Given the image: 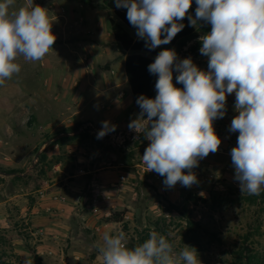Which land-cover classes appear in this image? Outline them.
Returning a JSON list of instances; mask_svg holds the SVG:
<instances>
[{"label":"clouds","instance_id":"1","mask_svg":"<svg viewBox=\"0 0 264 264\" xmlns=\"http://www.w3.org/2000/svg\"><path fill=\"white\" fill-rule=\"evenodd\" d=\"M15 2L0 0V86L20 73L18 58L41 61L56 40L46 8L26 0L13 9ZM115 4L127 9L129 23L150 50L170 43L185 27L180 21L186 16L190 26L200 21L211 25V31L199 37L200 53L209 58L207 71L190 57L177 62L172 49L160 51L148 65L149 73L158 76L157 95L138 97L141 111L128 125L150 141L142 157L148 171L165 177L163 183L169 188L177 182L184 187L198 183L191 170L219 150L221 139L213 121L225 116L227 96L234 93L238 114L229 127L239 134L230 152L234 179L242 194L260 195L264 189V0H196L195 17L188 14L192 0H115ZM173 68L182 89L173 84ZM102 123L97 139L116 130L108 121ZM127 244L124 231L105 232L98 246L103 264H201L194 247L184 245L177 253L156 231L134 248Z\"/></svg>","mask_w":264,"mask_h":264},{"label":"rangeland","instance_id":"2","mask_svg":"<svg viewBox=\"0 0 264 264\" xmlns=\"http://www.w3.org/2000/svg\"><path fill=\"white\" fill-rule=\"evenodd\" d=\"M25 2L16 0L13 9H18ZM33 3L49 11L56 40L53 50L50 49L41 61L29 62L23 57L18 58L21 71L13 75L11 81L24 80V83L28 81L31 84L35 82V76L39 80L34 85L40 87L45 78H50L49 72L57 73L55 70L62 66L63 61V42L67 39L62 30L65 27L68 32L71 24L75 36L81 41L113 50L116 56L114 63L123 58L125 52L115 41H110L108 25L113 15L109 17L111 12L104 8L103 0H33ZM82 13H96L98 23H101L96 26V32L86 29V20L80 18ZM65 16L70 17L69 24H66ZM198 32L200 36L205 34L201 28ZM159 49L178 52L177 47L169 45H161ZM182 50H179V58ZM190 53L193 63L207 71L209 58L200 50H191ZM178 74L173 68V84L182 89L183 85L176 82ZM234 105L235 94L234 97L228 95L225 116L213 121L214 129L218 130L216 134L221 139L219 150L200 159L198 166L191 170L198 180L191 187L177 182L169 188L163 183L165 177L148 171L142 157L150 141L143 133H136L128 127L107 133L126 134L122 146L116 145L108 136L97 139L96 134H91L94 139L90 140L98 149L105 150L111 163L122 158L129 166L122 172L126 178L125 187L118 200L114 201L116 207L111 209V214L124 212L123 221L111 222L107 226L106 219L111 215L101 219L90 215L80 217L74 211L63 213L56 207L50 212L49 223L44 216L47 213L40 201V192L36 191L44 185L48 173L54 174V164L47 168L40 162V156L35 158V152L34 157L20 167L1 163L0 171L16 170L17 173H0V264H25L26 260L31 264H103L98 251L103 234L121 230L127 235L129 248L143 243L150 232L156 231L172 243L177 253L184 245L194 247L201 264H264V189L258 196L242 194L239 182L234 179L230 152L237 145L239 135L229 131L232 119L238 114ZM140 111L129 106L126 111L129 122L136 119ZM35 133L37 137L34 140L38 138L43 143L57 131L45 130L39 125ZM188 171L185 169L184 173ZM17 174L26 175L10 177ZM38 217L44 223L37 221ZM190 221L199 225H193L191 229ZM97 227H102V230L98 231Z\"/></svg>","mask_w":264,"mask_h":264},{"label":"crops","instance_id":"3","mask_svg":"<svg viewBox=\"0 0 264 264\" xmlns=\"http://www.w3.org/2000/svg\"><path fill=\"white\" fill-rule=\"evenodd\" d=\"M65 18L68 20L70 17ZM80 18L86 20V29L90 32H96V26L101 25L96 13H82ZM71 25L68 32L65 27L62 30V35L68 39L61 49L62 66L56 68L57 73L49 72L50 78H45L42 86L34 85L39 80L35 76V82L31 84L9 79L0 86V164L20 167L34 157V152L36 155L41 152L40 156L45 153L49 161L55 160L54 174L48 173L44 185L36 191L40 192L39 198L47 213L44 216L48 220L55 207L63 213L74 211L80 217H108L125 187V182L120 183V177L125 176L123 169L129 167L122 158L111 163L105 150L98 149L92 140L52 146L60 138L76 136L65 135L76 131L61 133L58 136L62 137L50 144L48 142L58 136L43 143L38 138L34 140L39 125L45 130L58 132L83 123L78 131L90 127L91 134L98 135L104 121L115 125L116 130L127 129L130 123L126 111L134 104L125 73V58L129 53L114 63L116 56L113 50L81 41ZM196 28L198 30L199 26ZM108 29L110 41H115L110 25ZM136 39L140 37L136 35ZM229 96L234 97V94ZM41 220L44 223L43 219L37 218V221ZM109 223L105 222V225ZM96 229L101 231L102 227Z\"/></svg>","mask_w":264,"mask_h":264},{"label":"trees","instance_id":"4","mask_svg":"<svg viewBox=\"0 0 264 264\" xmlns=\"http://www.w3.org/2000/svg\"><path fill=\"white\" fill-rule=\"evenodd\" d=\"M103 6L105 9L111 11L113 17L110 18V29L112 35L116 41V43L120 46V48L125 52L129 53L125 58V73L127 77V81L129 83L131 94L133 98V104L136 109L141 110L139 105L137 104V99L139 96L144 95L147 98L154 99L157 95V91L155 89V84L158 79L157 75L150 74L148 71V65L154 62L155 58L160 52V49L157 47L155 49H148L145 46L144 39H136L137 29L132 26L126 16L127 9L126 8H117L115 4V0H103ZM196 0H192L191 8L189 9V15L193 14L195 16L196 10ZM183 23L185 27L173 38V40L166 44L169 46L177 47V62L180 61L179 58V50H182L190 41L196 40L195 45L191 47L193 52L200 50L201 43L198 40L199 32L196 27L190 26L187 16L184 20L180 21ZM170 26V25H169ZM199 28L203 33L207 34L211 31V25L204 23L203 21L198 22ZM164 38V35L161 37ZM83 123H77L73 128L64 129L58 131L55 136L48 137L47 140L58 136L61 133H70L73 131L80 130L83 127ZM90 139H94L91 136V128L87 127L84 131L76 136L72 137H63L57 140L52 144L55 146L57 144H64L67 142H75V141H87ZM39 150V149H38ZM38 150L36 152H38ZM40 162L45 164L47 168H50L54 163L55 160L49 161L48 157L45 153H43L39 157ZM57 161V160H56ZM0 173H8V174H16V170L11 171H3L1 170ZM124 212L112 213L109 218L106 219V222H122L123 221ZM191 229L193 225H199L198 223L190 221ZM249 250V249H247ZM242 255V253H241Z\"/></svg>","mask_w":264,"mask_h":264},{"label":"built area","instance_id":"5","mask_svg":"<svg viewBox=\"0 0 264 264\" xmlns=\"http://www.w3.org/2000/svg\"><path fill=\"white\" fill-rule=\"evenodd\" d=\"M195 42H196V40H192L185 47H183V50H182V52L180 54L181 60L191 57V53H190L191 52V47L195 45ZM215 132L217 133L218 130L215 129ZM105 136H108V137L112 138L113 142L115 141L114 143L116 145H118V146H122L125 143V141H126V134H122V133H119V134H116V133L115 134H106ZM228 136L229 135H226L227 138H228ZM125 180H126L125 176H121L120 177V183L121 184H123L125 182Z\"/></svg>","mask_w":264,"mask_h":264},{"label":"water","instance_id":"6","mask_svg":"<svg viewBox=\"0 0 264 264\" xmlns=\"http://www.w3.org/2000/svg\"><path fill=\"white\" fill-rule=\"evenodd\" d=\"M82 131H83V129H82L81 131H76V132H73V133H70V134H65V135H69V136L77 135V134H80ZM60 137H62V136H58V137L54 138L53 140H50V141L48 142V144L52 143V141H56V140H57L58 138H60ZM40 154H41V152H38L37 157H39Z\"/></svg>","mask_w":264,"mask_h":264}]
</instances>
